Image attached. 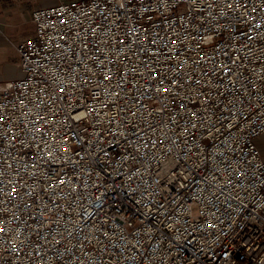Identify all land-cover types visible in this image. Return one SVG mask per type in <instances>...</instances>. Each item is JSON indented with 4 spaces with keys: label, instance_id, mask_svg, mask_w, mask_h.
Masks as SVG:
<instances>
[{
    "label": "built area",
    "instance_id": "1",
    "mask_svg": "<svg viewBox=\"0 0 264 264\" xmlns=\"http://www.w3.org/2000/svg\"><path fill=\"white\" fill-rule=\"evenodd\" d=\"M31 20L0 85V264H264V0Z\"/></svg>",
    "mask_w": 264,
    "mask_h": 264
},
{
    "label": "crops",
    "instance_id": "2",
    "mask_svg": "<svg viewBox=\"0 0 264 264\" xmlns=\"http://www.w3.org/2000/svg\"><path fill=\"white\" fill-rule=\"evenodd\" d=\"M57 1L71 0H0V85L23 76L14 45L33 36L32 10Z\"/></svg>",
    "mask_w": 264,
    "mask_h": 264
},
{
    "label": "rangeland",
    "instance_id": "3",
    "mask_svg": "<svg viewBox=\"0 0 264 264\" xmlns=\"http://www.w3.org/2000/svg\"><path fill=\"white\" fill-rule=\"evenodd\" d=\"M57 3H58V1L52 2V5L57 4ZM254 142H255V144H256V146H257V148H258V150H259V152H260V154L264 160V137L263 136L258 137L257 139H255Z\"/></svg>",
    "mask_w": 264,
    "mask_h": 264
},
{
    "label": "snow or ice",
    "instance_id": "4",
    "mask_svg": "<svg viewBox=\"0 0 264 264\" xmlns=\"http://www.w3.org/2000/svg\"><path fill=\"white\" fill-rule=\"evenodd\" d=\"M173 42H175V41H173ZM163 89H161V91H162ZM61 91H63V89H61Z\"/></svg>",
    "mask_w": 264,
    "mask_h": 264
}]
</instances>
